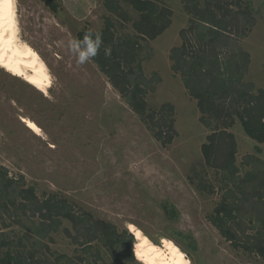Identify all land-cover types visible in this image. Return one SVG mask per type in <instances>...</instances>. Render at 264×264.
Wrapping results in <instances>:
<instances>
[{
    "label": "rangeland",
    "instance_id": "obj_1",
    "mask_svg": "<svg viewBox=\"0 0 264 264\" xmlns=\"http://www.w3.org/2000/svg\"><path fill=\"white\" fill-rule=\"evenodd\" d=\"M17 2L22 40L44 59L52 85L43 94L0 67V192L14 180L22 189L33 188L41 201L57 196L78 214L114 225L118 237L111 244L99 238L88 243L96 236L90 225L77 229L61 218L58 231L41 238L39 215L20 200L13 207L1 198L0 259L11 252L29 264H140L133 234L138 226L156 245L177 246L192 264H264L248 249V237L261 232L264 238V143L251 139L234 118L227 131L236 140L235 170L208 166L202 145L230 118L216 121L201 111L192 92L211 94L209 82L197 67L196 80H189L183 72L189 65L181 70L171 60V50L183 47L185 31L188 64L232 61L246 71L241 83L252 84L256 93L264 90V0H159L173 17L154 40L140 37V14L126 0ZM202 11L226 31L216 36L197 23ZM196 24L202 40L196 31L189 33ZM86 32L112 36L117 45L134 44L136 58L125 66L132 68L126 79L141 84L148 112L160 116L164 107L174 108L172 144L156 139L94 60L76 63L68 43ZM122 52L130 55L128 47ZM220 95L216 104L230 107ZM28 121L38 124L41 135ZM249 174L256 175L251 184L245 182ZM221 204L236 210L233 218L225 217L237 233L234 243L213 223Z\"/></svg>",
    "mask_w": 264,
    "mask_h": 264
},
{
    "label": "trees",
    "instance_id": "obj_2",
    "mask_svg": "<svg viewBox=\"0 0 264 264\" xmlns=\"http://www.w3.org/2000/svg\"><path fill=\"white\" fill-rule=\"evenodd\" d=\"M126 1H129L134 10L140 14L141 19L138 24L135 25H138L135 29L143 39L154 40L170 26L169 15L171 14L168 10L163 9L159 11L156 9L155 4L149 1ZM52 8L55 10V7L52 6ZM112 9L110 10L113 11ZM206 10L209 11L210 8L208 7ZM205 14V11L198 12L197 23L205 25V29L216 36L221 31H226V27L221 25L220 20H217L215 16H210L208 18ZM193 27L194 26L189 29V33L191 34L199 28V24H196V28ZM196 32L198 38L200 37L199 40H202L203 38H201L198 31ZM83 36L84 34H80L79 39H82ZM181 36H183L184 39L182 51H180L177 57H175V53L178 51L172 54V59H174L176 67H180L179 69L182 70L185 68V65H189L188 71L183 70L184 73H188L189 80L190 78L196 80V74H194L195 72L192 69L193 67H197L200 71L198 72L199 75L201 74L204 76V79H206V82H209L208 85H210L208 90H211V94L209 95L203 92H192V96L198 99L199 108L206 114H213L216 121H223L224 117H227V119L230 118V122H227V120L223 121V128L216 129L215 132L208 137V143L202 145L204 159L206 164L210 167L218 170L230 171L235 165L237 145L234 135L227 130L235 124L236 121L234 118H237L241 122L245 133L251 139L259 144L264 143V90H259L258 93H254V86L252 84L241 83L246 71L245 69L241 70V66L235 65L232 61L222 64V61L219 63V60H217L218 58H215V60L205 58L188 64L187 52L189 49L187 45L189 40L186 37L185 31L181 33ZM102 38L103 45L101 50L93 60L99 65L101 71L109 77L114 88L119 90L120 94L125 97L127 104L130 105L133 111L144 120H147L149 127L155 131L156 139L163 145L172 144L176 137V131L174 129V108L171 106L164 107L160 112V116L153 110L148 112L147 102L144 97L146 92L141 88V84H131V82L126 79L128 77L127 73L132 71V68L126 71L127 68L125 69V66L132 64L136 58L134 44L129 45L128 42H123V46L120 43L117 45V42L112 41V36L107 37L105 34L102 35ZM109 47H111V52H107L108 54L106 55L105 52ZM122 47H128L130 55H126L123 52L120 53ZM218 55L219 54L215 52V56L217 57ZM129 56L131 59H129ZM141 68L142 67L138 65L140 71ZM188 88H190L189 85ZM220 94L222 95L221 98L226 100L224 101L225 104L227 103L230 107L227 108L224 105L218 106V104H216V99H218V95ZM257 151L260 152L259 149H257ZM255 179V174H249L245 182L251 184ZM257 181L260 180L257 179ZM239 189H241V187H239ZM241 191L243 192V190ZM243 193L246 198V193ZM1 198H3L7 205L11 204L13 207H15L18 200H20V205L29 206L30 209L33 210V214L39 215L42 224L36 233L41 238H46L51 233L57 232L62 224L61 218L70 221L77 229L80 223L85 226L90 225V234H96V236L93 235L88 243H91L93 239L99 238L106 239L108 244H111L112 240L114 241L118 237L117 228L114 225L108 224L102 220H96L91 215L84 212L78 214L73 211L67 201L54 195L48 196L41 201L38 199L33 188L22 189L15 185L14 180H8V182L3 185L0 192V199ZM235 211L234 208L228 207L226 204H221L215 209V217L213 218V223L216 228L225 239L232 243L236 242L238 236L237 233L232 230L233 228L228 226L225 217L228 216L233 218ZM262 235L263 233L261 234V232H259V234L254 235L253 238L248 237V241L251 242V244H248V249L250 252L256 253L264 258V238ZM130 237L132 238L133 235H130ZM0 264L29 263L19 256L7 252L0 259ZM33 264L38 263L33 262Z\"/></svg>",
    "mask_w": 264,
    "mask_h": 264
},
{
    "label": "bare ground",
    "instance_id": "obj_3",
    "mask_svg": "<svg viewBox=\"0 0 264 264\" xmlns=\"http://www.w3.org/2000/svg\"><path fill=\"white\" fill-rule=\"evenodd\" d=\"M21 34L17 0H0V67L46 94L52 85L49 68L38 51L22 40ZM28 128L41 135L34 121H28ZM133 234L140 264H192L177 246L169 242L156 245L138 226L133 228Z\"/></svg>",
    "mask_w": 264,
    "mask_h": 264
},
{
    "label": "clouds",
    "instance_id": "obj_4",
    "mask_svg": "<svg viewBox=\"0 0 264 264\" xmlns=\"http://www.w3.org/2000/svg\"><path fill=\"white\" fill-rule=\"evenodd\" d=\"M103 45L102 34L99 32H86L82 39H72L68 48L76 58L78 65H86L93 60L100 52ZM107 55V51L105 52Z\"/></svg>",
    "mask_w": 264,
    "mask_h": 264
},
{
    "label": "crops",
    "instance_id": "obj_5",
    "mask_svg": "<svg viewBox=\"0 0 264 264\" xmlns=\"http://www.w3.org/2000/svg\"><path fill=\"white\" fill-rule=\"evenodd\" d=\"M142 1H149V2H152V3H154L155 4V6H156V9H158L159 11H162L163 9H166V10H168L169 12H170V14H172L171 13V10H169V8H166L165 6H158V4H159V0H142ZM172 17H173V14L172 15H169V19H170V26L161 34V35H163L170 27H171V25H172ZM193 21H195V19H192V22ZM192 22H191V24H192ZM192 27V26H191ZM181 33H182V31L180 32V35H181ZM160 35V36H161ZM159 37V36H158ZM157 37V38H158ZM184 45V42H183V44H182V46ZM175 51H179V53H180V51H182V47H175V48H173L172 50H171V60L172 61H174V59H172V54L173 53H175ZM175 62V61H174ZM254 93H256V92H254Z\"/></svg>",
    "mask_w": 264,
    "mask_h": 264
}]
</instances>
